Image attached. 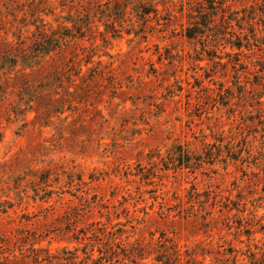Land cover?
I'll return each mask as SVG.
<instances>
[{"label":"rangeland","instance_id":"rangeland-1","mask_svg":"<svg viewBox=\"0 0 264 264\" xmlns=\"http://www.w3.org/2000/svg\"><path fill=\"white\" fill-rule=\"evenodd\" d=\"M23 1L54 26L95 17L55 58L63 109L46 125L14 116L20 83L1 78L0 264H109V246L113 264H264V0H153L145 24L127 5L116 35L106 0Z\"/></svg>","mask_w":264,"mask_h":264},{"label":"trees","instance_id":"trees-1","mask_svg":"<svg viewBox=\"0 0 264 264\" xmlns=\"http://www.w3.org/2000/svg\"><path fill=\"white\" fill-rule=\"evenodd\" d=\"M47 1L48 0L44 2V5L47 4ZM81 1H85V3H81ZM152 1L153 0H113L112 2V0H106L102 3V8L99 9L97 13L101 14L104 20L103 24L106 27L111 26L112 33L116 35L119 31L115 27L116 23L121 26L123 22L126 21L124 16L127 13V5H130L132 10L136 11L135 16L138 15L141 23L145 24L148 20L147 16L149 13L151 11H157ZM204 1L207 3L206 7L204 6L205 9L211 10L220 7L221 11L224 12L225 7H227L224 5L225 0ZM25 3H28V1L6 0L2 3V8H0V31L5 33L0 40V46H4L2 51H0L2 52L0 55V81L1 78L8 76L14 79L16 83L21 84V86L19 84V90H17V100L13 106L14 110H11L15 117H23L24 124H33L39 121L41 125H46L52 113H61L63 109V103L61 102V104H58L57 102L59 99L56 98V95L59 94V89L63 86L60 85V78L56 76L58 75L56 73L59 71H57L55 58H57L60 52L65 50L64 46L69 45L68 42L81 40L86 36V32H92V21L95 14H91L90 11L84 13L78 8L75 9L73 14L67 13L64 16H56L52 13L55 17L63 19V21L57 22V25L54 26L50 22L40 19L37 14L30 13L29 16L27 12L21 9V6ZM92 3H98V0H78L80 7L91 5ZM216 3L218 4L217 6ZM19 11H21L20 14H18ZM221 18V21L229 26V21H226L224 14L221 15ZM57 20L58 19H54V21ZM30 26H32L33 29L30 30ZM8 32L11 33L12 39L8 38ZM184 33L188 38H195L196 36L203 35L205 31L201 30L200 24L199 27L197 25L186 27ZM85 62H92L91 55L87 56ZM70 63L72 69H76L75 75H79L81 73V59H73ZM97 63L100 64L101 60L97 61ZM46 68V71L49 72L44 78L40 79L38 77L40 72H44ZM36 72H38L37 75L35 74ZM4 93H6L4 95L8 94L7 92ZM46 95L48 97L51 96V103L47 107H44L41 98ZM66 102L71 103L68 100H66ZM27 112L34 113V116L30 120H26ZM44 118H46V120ZM0 211L5 212L6 210L0 208ZM2 247L3 249H8L6 244H2ZM109 248L112 252L110 256L107 255V262L109 264H113V261L122 262L123 258H120L118 254L115 253L116 250L113 249L112 246H109ZM14 251L15 250H11L7 252L6 256H1L3 260L7 261L5 263L31 264V261L26 260L27 254L20 252V256H18ZM83 253L85 255L83 258H79L77 254L74 256L81 261L79 264H99L97 261H99L102 256L93 258L91 253L87 251ZM178 255L179 254H177V256ZM33 262L35 264L39 263L37 257L34 258Z\"/></svg>","mask_w":264,"mask_h":264}]
</instances>
